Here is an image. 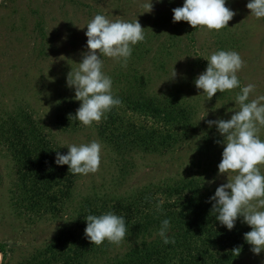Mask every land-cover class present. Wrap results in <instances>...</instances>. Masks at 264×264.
I'll return each instance as SVG.
<instances>
[{"label":"rangeland","instance_id":"obj_1","mask_svg":"<svg viewBox=\"0 0 264 264\" xmlns=\"http://www.w3.org/2000/svg\"><path fill=\"white\" fill-rule=\"evenodd\" d=\"M247 3L248 0H226V7L236 14L228 27L209 31L194 29L185 21L173 23L172 9L181 7L183 0H0V123L8 125L12 118L20 120L31 115L65 153L68 148L62 145L92 140L102 144L99 170L78 176L63 211L36 217L13 205L16 167L0 141V246L5 251L4 258L0 251L2 264H19L55 239L62 229L73 225L86 197L110 200L127 196L143 185L184 177L199 179L204 190L211 193L227 183V176L218 174L217 167L223 145L216 141L223 137L207 121L230 119L232 111L238 109L234 98L240 89L217 92L207 100L194 81L206 69L204 57L218 50H234L245 61L237 73L241 86L255 85L250 99L264 95V18L251 16ZM98 13L109 20L138 19L144 28L145 40L133 46L126 66L101 57L103 71L112 78L115 96L125 94L128 87L132 91L144 87L151 95H168L182 81L188 83L181 95L191 100L195 126L189 127L187 137L171 149H117L99 136L98 124L86 127L78 121L74 126L60 125L58 117L65 99L80 105L74 98V89L66 86V77L87 51L85 25ZM173 68L175 77H171ZM115 108L127 120L145 122L121 107ZM258 135L264 140V126H259ZM260 167L264 173V165ZM132 245L130 239H124L91 256L88 264H109ZM251 248L250 245L234 264H264V251L257 255Z\"/></svg>","mask_w":264,"mask_h":264},{"label":"trees","instance_id":"obj_2","mask_svg":"<svg viewBox=\"0 0 264 264\" xmlns=\"http://www.w3.org/2000/svg\"><path fill=\"white\" fill-rule=\"evenodd\" d=\"M185 84L188 85L182 81L168 95H151L144 87H136L134 91L128 87L125 94L117 95L121 100L117 107L145 122L125 119L115 106L98 124L99 136L117 149L149 152L171 149L187 137L189 127L195 126L191 100L181 95ZM64 103L58 117L60 125H77L78 120L72 116L80 105L66 99ZM18 120L12 118L8 125L0 123V141L16 167L13 205L30 216L57 215L71 199L79 175L71 174L67 165L54 163L57 151L66 153L41 122L31 115ZM213 195L204 190L199 179L184 177L169 183L143 185L127 196L110 200L86 197L73 225L62 229L55 239L19 264H88L91 256L114 244L107 241L100 246L91 244L84 236V218L109 211L125 217L128 229L125 239L133 243L109 264H234L250 246L244 234L251 228L242 222V217L232 230L222 226L211 213L214 202H209V197ZM165 218L170 220L169 235L174 243L164 244L155 236ZM0 251L4 258L2 245Z\"/></svg>","mask_w":264,"mask_h":264},{"label":"clouds","instance_id":"obj_3","mask_svg":"<svg viewBox=\"0 0 264 264\" xmlns=\"http://www.w3.org/2000/svg\"><path fill=\"white\" fill-rule=\"evenodd\" d=\"M246 7L251 16L264 18V0H248ZM151 8L150 3L149 11ZM172 12L173 23L185 21L194 29L202 27L209 31L228 27V22L236 14L226 7V0H183V5L172 9ZM85 26L87 51L77 63L78 67L67 74L66 86L74 89V98L80 101L72 117L82 125L92 127L121 103L120 98L113 94V81L103 71L101 57L112 58L126 66L133 46L145 40V33L138 19L134 22L109 20L99 13ZM204 59L207 61L206 69L194 83L207 95V100L217 92L240 89L234 98L238 109L232 111L230 119L207 121L210 127L215 125L223 137L216 141L223 145L222 159L217 167L218 174L227 176V183L218 186L214 195L209 197V202H214L211 213L228 230H232L242 217V222L251 228L244 234V239L252 246L251 251L258 255L264 251V173L260 167L264 165V140L258 135L259 126H264V95L250 99L255 85L241 86L237 73L245 61L238 52L218 50ZM175 76L173 68L171 77ZM64 146L68 148L66 154L56 152L54 163L57 166L67 165L73 175L94 174L99 170L102 144L98 140L61 147ZM228 176L232 178L228 179ZM157 210H160L159 205ZM84 219V236L91 244L100 246L107 241L119 245L126 238L128 229L122 215L109 211L100 215L89 214ZM170 227V220L165 218L155 233L164 244L175 242L169 235Z\"/></svg>","mask_w":264,"mask_h":264}]
</instances>
